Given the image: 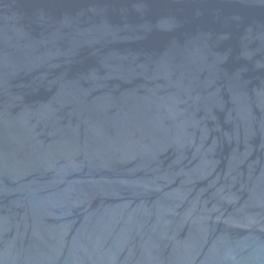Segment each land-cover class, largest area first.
<instances>
[{
  "label": "water",
  "instance_id": "water-1",
  "mask_svg": "<svg viewBox=\"0 0 264 264\" xmlns=\"http://www.w3.org/2000/svg\"><path fill=\"white\" fill-rule=\"evenodd\" d=\"M0 264H264V0H0Z\"/></svg>",
  "mask_w": 264,
  "mask_h": 264
}]
</instances>
